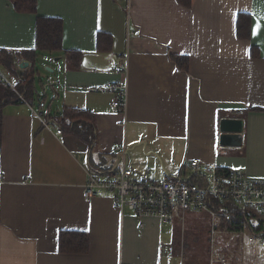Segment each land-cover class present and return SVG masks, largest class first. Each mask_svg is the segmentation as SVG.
Masks as SVG:
<instances>
[{
    "label": "crops",
    "instance_id": "obj_1",
    "mask_svg": "<svg viewBox=\"0 0 264 264\" xmlns=\"http://www.w3.org/2000/svg\"><path fill=\"white\" fill-rule=\"evenodd\" d=\"M239 14L250 17L248 40L236 38ZM36 16L61 19L62 49L81 52L82 60L72 69L60 52L36 53L35 75L46 54L65 63L46 78L52 103L39 101L40 111L33 96H19L2 110L0 264H169L177 239L171 224L120 213L104 190L85 199L87 173L123 164L134 180L149 168L146 178L159 182L166 175L191 177L185 166L196 159L264 180V0H191L187 9L176 0H36L35 15L0 0V52L12 56L15 75L0 68L12 87L27 63L22 52L34 49ZM98 33L110 37L108 52L97 50ZM169 55L185 57L186 70ZM121 82L127 84L123 114L112 109L110 95L95 90ZM31 108L52 116L65 108L93 113L97 151L89 154L74 135L56 136L59 128L44 127ZM228 120L238 123V146L220 141L221 122ZM61 231L86 232L87 253H58ZM234 261L241 264V254Z\"/></svg>",
    "mask_w": 264,
    "mask_h": 264
},
{
    "label": "built area",
    "instance_id": "obj_2",
    "mask_svg": "<svg viewBox=\"0 0 264 264\" xmlns=\"http://www.w3.org/2000/svg\"><path fill=\"white\" fill-rule=\"evenodd\" d=\"M122 72H126L124 66ZM0 82L12 87L10 80L0 68ZM97 92H102L112 97L111 107L119 114H123L127 102L126 82L114 83L105 87H97ZM40 111L44 109V103L38 105ZM31 108V114L42 125L48 128L44 120V114ZM55 135H61L56 129ZM125 155L124 148H117ZM186 168L193 171V175L187 178L164 176L159 182L146 178L150 169H145V177L142 180L133 179V171L122 164L119 169H112L104 173L88 172V179L83 189L85 199H91L98 190H104L112 194L114 207L122 213L129 211L134 217L155 218L164 225H170L177 220L183 227L186 216L189 213H204L209 218L211 237L217 234V220L222 218L230 223L232 217L222 209L212 208L215 200L221 203H230L235 207L253 209L264 215V180H253L234 172L220 176L217 169L201 164L193 159L187 162ZM193 180L194 182H191ZM242 244L241 264H245L244 258L247 251L257 248L264 256V235L241 233ZM214 240H210L209 264H230L229 259L218 255L214 248Z\"/></svg>",
    "mask_w": 264,
    "mask_h": 264
},
{
    "label": "trees",
    "instance_id": "obj_3",
    "mask_svg": "<svg viewBox=\"0 0 264 264\" xmlns=\"http://www.w3.org/2000/svg\"><path fill=\"white\" fill-rule=\"evenodd\" d=\"M13 9L22 14H36V0H7ZM179 5L184 8H190L191 0H176ZM251 22L250 17L246 14H239L236 19V38L239 40H248L250 38ZM62 32L63 25L59 18H48L36 16L35 18V42L32 51L22 52V56L27 60L28 67L22 71V80L10 87L0 82V135L2 124V110L11 103L20 102L19 96L22 98L32 97L35 91V65L36 53H62L65 62L69 68L75 69L82 60V53L79 51H64L62 49ZM111 40L105 33H98L96 38V48L99 52H108L110 50ZM257 56V51L251 54ZM169 58L176 63L181 70H186L187 60L185 57L169 55ZM0 67H2L10 75H15V67L12 56L4 51L0 52ZM47 124L53 123L59 128L61 133L71 134L82 141L89 154L97 151V129L95 125V116L91 112L80 111L76 109L65 108L56 115L52 116L47 113L44 115ZM218 175L225 176L227 171L217 170ZM191 182H194L191 180ZM212 208L215 210L222 209L231 215L230 223L225 222L222 218L217 220L218 232L227 234L247 233L256 237L264 235V215L253 209H244L233 206L230 203L212 202ZM200 214V213H199ZM206 215V214H205ZM205 228L210 231L209 218ZM209 225V226H208ZM204 234L205 229H201ZM205 238V236H203ZM201 238V234L197 235ZM208 240V239H207ZM207 240L205 243L207 244ZM203 252V256L207 255L208 249ZM173 255H177L180 248L179 239H174L171 245ZM187 247V246H186ZM88 251V235L86 232L80 231H61L57 238V252L60 254H85ZM207 264V259L206 263Z\"/></svg>",
    "mask_w": 264,
    "mask_h": 264
},
{
    "label": "rangeland",
    "instance_id": "obj_4",
    "mask_svg": "<svg viewBox=\"0 0 264 264\" xmlns=\"http://www.w3.org/2000/svg\"><path fill=\"white\" fill-rule=\"evenodd\" d=\"M46 55L47 56H45L44 59L42 61H39L37 64L38 72L35 75L36 83L35 91L33 94L34 99L32 101V106L36 109L39 108V101H44L47 107L52 103V90L50 88L49 81L46 78L50 80L53 79L58 69L57 66L59 64H65V60H63L64 62L62 60L55 62V60L53 58H50L48 54ZM9 75L7 76L8 79L13 82L11 78L13 75H10L11 77ZM199 215L201 216L199 217ZM203 215L205 214L189 213L187 215V220L185 219L183 227H180L175 223L171 224V228H173V236L175 235L176 238H178L180 241V248H178L179 252L177 255H173L170 260L168 258L169 264L206 263L207 255H209L210 251L208 242L213 238L211 237L210 233H208L206 236V233L204 234V232L201 230L202 228H204L205 232L206 230L207 232L209 231L205 228L206 221L204 220ZM199 234H201L200 239L197 238V235ZM203 236H205V238ZM205 240H207V244L205 243ZM213 240L215 241L214 248L217 251L218 255H224V257L226 256L229 261L238 259L239 255L241 254L239 247L241 246L243 241L242 235L219 232V234L215 235ZM205 244L208 252L207 255L203 256L202 254L205 250ZM247 252L248 260L246 261L245 259L246 264H264V259L262 256H259L257 250L254 251L250 249ZM252 254H256V256L253 257ZM236 261H234V264L236 263Z\"/></svg>",
    "mask_w": 264,
    "mask_h": 264
},
{
    "label": "water",
    "instance_id": "obj_5",
    "mask_svg": "<svg viewBox=\"0 0 264 264\" xmlns=\"http://www.w3.org/2000/svg\"><path fill=\"white\" fill-rule=\"evenodd\" d=\"M28 63H22L20 69H26ZM221 131L224 133L220 137L221 143H224L228 146H238L241 142V135L239 134L238 123L234 121H222L221 122Z\"/></svg>",
    "mask_w": 264,
    "mask_h": 264
},
{
    "label": "snow or ice",
    "instance_id": "obj_6",
    "mask_svg": "<svg viewBox=\"0 0 264 264\" xmlns=\"http://www.w3.org/2000/svg\"><path fill=\"white\" fill-rule=\"evenodd\" d=\"M256 33H257V27L254 26L253 29H252V34H253V36H255Z\"/></svg>",
    "mask_w": 264,
    "mask_h": 264
}]
</instances>
